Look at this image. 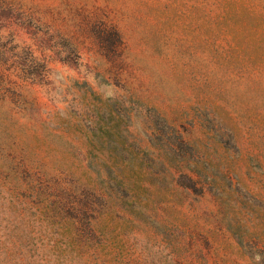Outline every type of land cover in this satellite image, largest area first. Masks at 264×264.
<instances>
[{
  "label": "rangeland",
  "instance_id": "1",
  "mask_svg": "<svg viewBox=\"0 0 264 264\" xmlns=\"http://www.w3.org/2000/svg\"><path fill=\"white\" fill-rule=\"evenodd\" d=\"M0 44V264H264V0H0Z\"/></svg>",
  "mask_w": 264,
  "mask_h": 264
},
{
  "label": "trees",
  "instance_id": "2",
  "mask_svg": "<svg viewBox=\"0 0 264 264\" xmlns=\"http://www.w3.org/2000/svg\"><path fill=\"white\" fill-rule=\"evenodd\" d=\"M17 46L19 47L18 51H25L31 56V58L27 62H15V68L19 71L24 80H28L30 82H41V79L46 77V68H40V66L38 65L39 62L37 60V57L34 56L33 51L29 46ZM4 48L6 47L0 44V55L5 53Z\"/></svg>",
  "mask_w": 264,
  "mask_h": 264
}]
</instances>
